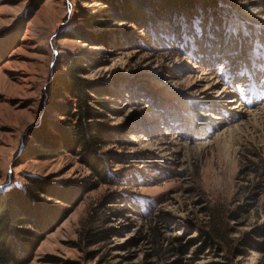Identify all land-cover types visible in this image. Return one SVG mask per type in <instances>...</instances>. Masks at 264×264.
Masks as SVG:
<instances>
[{"label": "rangeland", "instance_id": "obj_1", "mask_svg": "<svg viewBox=\"0 0 264 264\" xmlns=\"http://www.w3.org/2000/svg\"><path fill=\"white\" fill-rule=\"evenodd\" d=\"M180 2L119 22L103 0H43L17 31L30 0H0V188L25 175L91 187L53 201L69 212L26 264H264V0ZM73 28L82 38L59 36ZM81 51L122 133L102 149L106 180L69 151L24 158L57 119L47 83ZM91 227L108 236L88 245Z\"/></svg>", "mask_w": 264, "mask_h": 264}, {"label": "trees", "instance_id": "obj_2", "mask_svg": "<svg viewBox=\"0 0 264 264\" xmlns=\"http://www.w3.org/2000/svg\"><path fill=\"white\" fill-rule=\"evenodd\" d=\"M158 1V0H157ZM103 0L112 10L113 21H129L132 15L142 18V9L150 8L166 17L177 0ZM181 4L193 0H178ZM211 5V0H199ZM43 0H30L27 12L14 20L12 27L21 31ZM144 6V7H143ZM155 6V7H154ZM205 7V6H203ZM120 13L128 19H121ZM140 18V19H141ZM77 28H73L76 30ZM76 33H60V37L82 38ZM16 35L11 34L9 41ZM12 38V39H11ZM88 51L71 53L61 60V70L45 87L46 105L57 119L43 124L41 130L31 131L25 159H49L60 151L79 155L80 159L103 180L110 174L105 164L107 152L102 149L120 141V127L108 126L104 119L109 109V93L100 81L84 75L90 61L95 60ZM94 54V53H93ZM61 99L62 101H56ZM52 104V107H51ZM59 117L65 118L63 121ZM25 182L0 188V264H26L44 238L69 212L53 203L55 200L73 204L91 187L85 184L66 187L51 182L47 177L25 175ZM49 198V199H48ZM106 229L88 228L83 237L88 245L104 240Z\"/></svg>", "mask_w": 264, "mask_h": 264}, {"label": "bare ground", "instance_id": "obj_3", "mask_svg": "<svg viewBox=\"0 0 264 264\" xmlns=\"http://www.w3.org/2000/svg\"><path fill=\"white\" fill-rule=\"evenodd\" d=\"M242 16L252 21H259L260 19L257 16V12H255L254 10H250L249 8H247L244 12H242Z\"/></svg>", "mask_w": 264, "mask_h": 264}]
</instances>
